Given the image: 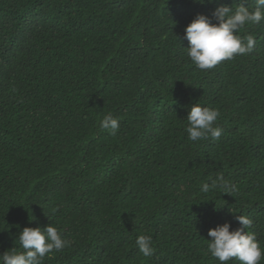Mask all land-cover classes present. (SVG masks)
<instances>
[{"label": "trees", "instance_id": "16d2710c", "mask_svg": "<svg viewBox=\"0 0 264 264\" xmlns=\"http://www.w3.org/2000/svg\"><path fill=\"white\" fill-rule=\"evenodd\" d=\"M220 4L255 0H0V254L52 224L70 244L43 264H220L208 230L237 216L264 249V20L208 70L177 38ZM194 103L219 110L218 140L188 139ZM217 176L237 191L201 193Z\"/></svg>", "mask_w": 264, "mask_h": 264}, {"label": "clouds", "instance_id": "9594fccd", "mask_svg": "<svg viewBox=\"0 0 264 264\" xmlns=\"http://www.w3.org/2000/svg\"><path fill=\"white\" fill-rule=\"evenodd\" d=\"M194 3L211 4L214 0H193ZM213 18L215 22H213ZM264 20V0H255V6L249 8L239 4L235 8L220 4L212 11L211 16L197 14L183 29V36L177 37L187 41L184 47L191 63L200 70L214 68L220 62L232 60L236 56L248 55L254 50L256 39L253 34L245 37L238 35L245 26L259 24ZM220 112L216 108L192 104L187 112L186 132L188 139L198 142L211 138L218 140L224 129L216 125ZM120 128L119 119L111 113L99 121V129L110 135H116ZM201 193L219 191L221 194L235 193L236 186L217 176L210 183L200 186ZM241 227L230 231V224L225 222L208 230L207 251L220 264L237 261L239 264H260L264 259L254 232L248 231L253 221L246 216H237ZM20 251L11 248L0 254V264H43L44 258L54 251H61L69 246L60 230L52 224L45 227H24L16 238ZM139 252L145 257L153 254V241L150 236L139 235L135 240Z\"/></svg>", "mask_w": 264, "mask_h": 264}]
</instances>
